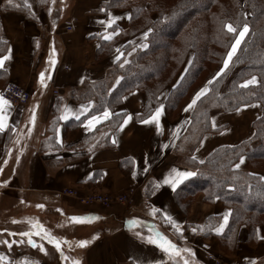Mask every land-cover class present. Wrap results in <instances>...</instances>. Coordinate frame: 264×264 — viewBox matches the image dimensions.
<instances>
[{
	"label": "crops",
	"instance_id": "1",
	"mask_svg": "<svg viewBox=\"0 0 264 264\" xmlns=\"http://www.w3.org/2000/svg\"><path fill=\"white\" fill-rule=\"evenodd\" d=\"M22 2L24 4V0ZM28 2L30 7L26 8L25 14L16 11L0 13V35L7 45L5 54L10 57L0 67L6 73L4 85L16 84L30 95L26 105L11 103L9 123L22 135L18 137L10 130L0 133V189L15 190L17 193L15 199L6 198L5 201L11 202L12 206L20 202L26 210L33 209V202L60 209V212L43 209L42 215L37 218L52 235L72 242L71 247L63 243L62 246L80 264H133L129 257L139 259L143 264H173L155 245L123 232L122 223L132 215L151 219L153 207L161 215L164 212L171 215L182 231L186 224L200 223L210 215L222 219L223 213L229 209L218 201L206 204L203 195L199 194L184 215L175 202V190L170 186L161 184L155 187L156 191L145 199L147 192L144 191V184L148 179L155 184L172 168L191 170L184 162L189 155L191 159L195 156L193 160L201 164L216 148L235 146L248 140L253 134L252 123L262 113L261 105L252 103L240 107L239 112L235 110L213 115L218 125L216 129L221 128L222 131L203 134L188 153L176 148L186 132L192 109L187 112L183 110L174 119H169L163 109L161 131L157 133L155 124H141L136 118L145 104V95L139 90L123 95L120 105L111 110L120 114L117 124H114L113 118L88 132L82 126V120L60 121L58 117L65 105L76 110L89 100L93 105L96 103L92 82L108 79L115 64L113 57L118 54L117 48L124 52L121 60H129L134 53L132 49L144 42L141 38L145 31L135 36L121 37L129 26L130 15L124 9L107 8L109 0ZM4 3L7 4L6 0H0V7ZM15 3L17 0H13ZM110 14L118 19L107 30L119 28L121 31L111 41H104L101 36ZM67 29L72 31L67 32ZM128 41H132V44ZM108 44L113 46L112 51L98 55V50ZM53 50L55 65L49 59ZM42 71L50 74L44 87L38 83ZM115 81V78L107 81L106 91L113 88ZM169 88L160 93L158 105H164ZM54 91L57 95L53 94ZM34 105L36 120L30 124V109ZM124 114H131L132 119L121 130L118 125L123 123ZM29 127L32 129L30 134ZM57 127L61 129L63 146L55 142ZM17 138H20L19 144L14 143ZM113 138L116 143L112 142ZM89 145L93 146L92 151L88 150ZM9 148L11 153L8 152ZM5 159L7 163H4ZM239 168L246 169V166L241 164ZM67 188L82 193L104 192L113 196L129 191L133 193L129 205L102 209L82 207L64 198L61 191ZM73 215L96 216L98 219L82 224L65 223ZM257 230L258 239H262V228ZM169 231H173L170 224ZM246 234V228L239 229V249L229 257L221 255L215 237L203 238L187 231L184 239L192 240L203 254L222 258L225 264H253L257 258L264 256V242L249 247L245 244ZM79 240L90 243L79 247L75 243ZM21 260L23 264H40L27 258Z\"/></svg>",
	"mask_w": 264,
	"mask_h": 264
},
{
	"label": "trees",
	"instance_id": "2",
	"mask_svg": "<svg viewBox=\"0 0 264 264\" xmlns=\"http://www.w3.org/2000/svg\"><path fill=\"white\" fill-rule=\"evenodd\" d=\"M106 7L129 12V26L122 32L121 37L135 36L149 28H154L155 32L143 42L148 43L149 47L146 49L136 47V51L123 68L120 64L124 59L113 65L108 79L92 82V93L96 97L94 108L103 111L107 106L112 110L120 105L123 95L139 90L145 95V104L140 113L143 118L158 105L156 97L169 87L164 102L165 113L169 119L177 117L194 93L222 66L223 58L234 39V34L228 33L223 25L232 23L234 26L242 27L244 23H248L249 32L236 57L233 58L230 68L213 83L207 97L202 98L193 108L188 127L181 139L188 140L190 133L196 134L194 147L203 134L221 131V128L216 130L211 128L210 118L213 115L235 111L244 104L259 103L262 113L252 123L253 134L248 140L235 146L216 148L201 164L191 159L190 155L185 158L186 165L198 174L178 186L174 191V199L184 215L188 213L191 203L199 194L203 195V202L206 204L218 201L225 208L232 210L223 233L217 234L209 230L220 221L217 215L206 218L205 224L209 231L200 233L204 238L215 237L219 250L224 255H233L238 251L237 237L242 227L247 229L245 244L255 247L259 242L257 239L259 227L262 228L264 240V191H262L264 182L259 179L260 176H264V0H109ZM26 10L22 0H17L12 6L4 3L0 7V13L16 11L25 14ZM173 13H176L175 17ZM164 16L173 18L158 23ZM112 48L110 44L102 46L98 50V55L108 54ZM6 50L7 45L0 35V55H4ZM189 56L191 64L187 63ZM183 68L179 83L177 81L174 84L176 76ZM5 76L6 73L0 69V89L6 85ZM252 76L257 78L256 85H250L247 89L237 87L243 80ZM116 77H122L120 83L112 88L111 92L106 91L107 81ZM113 121L117 124L119 116L114 117ZM195 125L196 129L192 130ZM241 155L245 156L244 162L248 167L246 165V169L233 168V164L239 163ZM229 185L232 187L229 188ZM144 188L147 192L145 199L156 191L152 179L146 180ZM3 190L4 200L17 197V193L9 195L7 189ZM21 201L23 202L22 199ZM38 204L44 207H36ZM24 207L19 202L0 218V239L24 241L13 244L11 250L0 244V253L8 256L12 264L23 258L40 264H71L72 258L63 246L68 260H62L54 246L41 241L39 237L34 236L33 239L44 244L46 253L31 247L27 244L26 238L18 235L30 228L25 218L38 220L37 217L42 215L43 209L50 212L54 209L58 211V208L37 202H33V209L26 210ZM133 218L142 221L143 227L133 228L129 225L127 222ZM150 218L132 215L122 223L121 228L126 234L145 241L135 233L140 232L142 236L147 237L150 234L148 229L151 227L163 233L179 247H188L184 246L182 241L185 232L188 231V224L184 226L181 234H177L174 230L167 232L169 224L163 220L160 211ZM13 220L18 223H13ZM9 225L10 228L13 226V229L9 230ZM5 228L7 231H3ZM8 232L17 235L9 237ZM191 249L194 261L198 264L209 263L196 248ZM185 255L189 260L193 259V256ZM170 262L173 263L172 260ZM255 264H264V257L258 259Z\"/></svg>",
	"mask_w": 264,
	"mask_h": 264
},
{
	"label": "snow or ice",
	"instance_id": "3",
	"mask_svg": "<svg viewBox=\"0 0 264 264\" xmlns=\"http://www.w3.org/2000/svg\"><path fill=\"white\" fill-rule=\"evenodd\" d=\"M6 3L9 6L13 5V0H6ZM19 6V5H15ZM24 7H30L28 0H24ZM49 12L52 11L51 8L48 9ZM101 11H104V9H101ZM176 13H173V17H175ZM173 17L164 16L158 23L167 22ZM130 18V17H129ZM116 19L118 17H114L111 14L109 15L107 21L105 22L106 30L102 34L101 38L104 41H111L114 36L118 35L121 31L119 28H115L113 31H108V28H112L115 24ZM225 29H227L228 33L234 34V39L231 42L230 48H228L227 53L225 57L223 58V64L219 68V70L213 75L204 85L203 87L199 88L194 95L192 96L190 102L185 106L184 111L187 112L191 109H193L199 101H201L202 98H206L207 95L211 91V86L214 82L217 81L219 77L222 76V74L226 73V71L230 68L233 58L236 57L238 49L241 47V42L245 40L246 34L249 32V25L248 23H244L242 27L234 26L232 23H225L223 25ZM155 29L149 28L147 31L142 33V41L147 40L150 36V34H154ZM128 43L131 45L132 41H128ZM137 48H148V43H139L136 45ZM133 52L136 51V48L132 49ZM10 52V49H9ZM116 52L118 53L113 57V62H120L122 57L124 56V52L121 50V48H117ZM130 54V53H129ZM55 51H52V55L50 56V62L52 65H55L56 60L54 59ZM10 57L8 54L0 55V67H3L4 62L8 60ZM191 60H189V64H191ZM127 59H124L123 63L120 64V67L123 68L124 64H127ZM185 72H187V69H185ZM183 75V74H182ZM47 78H50V74H47L45 72H41L39 74L38 83L41 85V87L45 86V81ZM122 77H116V82L113 84V88L116 87L121 81ZM179 83V81H178ZM257 84V78L256 76H252L250 79H245L242 81V83L238 84L237 87L240 89H247L250 85H256ZM175 87V85L173 86ZM112 89H109V92H111ZM157 101H159L160 97H156ZM11 102L6 99L2 94H0V133H4L6 131H11L12 133H17V129L15 127H12L9 123V117L11 115ZM242 107H247L246 104L242 105ZM164 105L159 104L157 107H155L154 111H151L150 114L147 115L146 118H143L140 116L139 113L136 114L137 119L141 124H155L156 131L159 133L161 131V123L160 118L163 114ZM237 112L240 111V108L236 109ZM120 115L119 113H115L110 110L109 107L105 106L103 108V111H100L98 109L94 108V105L91 100L87 101L86 103H82L78 106L76 110H73L72 108L65 105L63 107V110L58 117L60 121H68L70 119H74L76 121L82 120V126L84 127L85 131L91 132L93 129L97 128V125L102 124L104 121H110L114 117ZM205 115H207L205 113ZM83 118V119H82ZM132 119L131 114H124L123 115V123H120L118 125L119 129H123L125 125L129 123V121ZM211 127L213 129H216L218 127L215 117H211ZM36 120V106L34 105L30 109V116H29V123L34 124ZM31 127H29L28 132L31 133ZM175 134V133H174ZM22 134L17 133V136L20 137ZM102 135H107V133H102ZM51 139V138H50ZM55 142L59 146H63L62 140H61V129L57 127L55 129ZM113 143H116L115 138H113ZM15 144L20 143V138L15 139ZM202 143V141H201ZM92 145H89V151H92ZM162 147H166V145H163ZM11 148L8 149V152L11 153ZM193 159H196L195 156L192 157ZM19 159V156H17V160ZM245 161V156L241 155L239 156V163L233 164L232 167L235 169H238L241 164H243ZM4 163H7V159H5ZM203 163V161H201ZM147 171V169H145ZM198 173L193 172L191 170H179L177 168H172L166 175L163 176V179L160 181L155 182V187H159L161 184L170 186L173 190H176L178 186H180L184 181H186L188 178L193 177L197 175ZM259 179L264 182V176H260ZM7 183V182H5ZM232 185H229V188H231ZM249 190L251 191V186H249ZM262 191H264V188H262ZM217 199L219 197H216ZM36 207L43 208L44 206L41 204H38ZM58 211H60L58 209ZM231 209L225 211L223 213L222 219L218 223V225L212 226L209 230L221 234L224 232L226 225L229 222V217L231 215ZM159 212L158 209L153 207L151 209V214L156 215ZM163 220L170 224L172 229L177 233H182V228L177 223L176 220L173 219L171 215H169L167 212L162 213ZM98 219L96 216H82V215H73L66 219L65 223L69 224H82V223H89L92 220ZM25 221L30 225V228L28 231L20 232L18 235L22 238H26V242L28 245H30L33 248H38L41 253H46V249L44 247L43 243H40L36 239H33V237H39L41 241H46L48 244L54 246L57 252H59L60 257L62 260H68L69 257H67L62 249V243L68 244L69 247H71L72 242L64 239L63 237H57L51 234V232L46 229L39 220L35 218L27 217L25 218ZM13 223H18V221L13 220ZM129 225H131L133 228L136 227H143V222L140 221L138 218H133L127 222ZM197 230L203 232L205 231L204 227L193 228L192 231L196 232ZM3 231H7L6 229ZM149 235L147 237L142 236L140 232H136L135 235L140 237L141 239H144L147 243H150L152 245H155L158 247L170 260L173 261V264H194V256L192 253V249L188 247H179L176 243H174L171 239H169L167 236H165L160 231L149 228ZM257 234L259 235V230H257ZM17 235V233L8 232V236L12 237ZM95 237H93L94 239ZM182 238V236H181ZM23 240H8V239H0V244H4L8 247L9 250H11L13 244H19L23 243ZM79 247H85L90 241L88 240H79L75 242ZM193 256V260H189L187 256ZM130 260L133 261V264H143V261L139 259H133L132 257H129ZM0 264H12V261L10 258L3 253H0ZM71 264H80V261L78 259H72ZM155 264H159V262H155ZM254 264V262H253Z\"/></svg>",
	"mask_w": 264,
	"mask_h": 264
},
{
	"label": "built area",
	"instance_id": "4",
	"mask_svg": "<svg viewBox=\"0 0 264 264\" xmlns=\"http://www.w3.org/2000/svg\"><path fill=\"white\" fill-rule=\"evenodd\" d=\"M71 31V29H67V32ZM0 94H2L6 99L16 106L26 105L30 98V95L26 89L13 83H7L0 90ZM53 94L57 95V92L54 91ZM132 193V191H129L127 193L113 196L108 193L98 192H87L85 194H81L73 188H67L61 191V195L63 197L77 201L84 206L99 205L105 209L111 208L113 206L129 205Z\"/></svg>",
	"mask_w": 264,
	"mask_h": 264
},
{
	"label": "rangeland",
	"instance_id": "5",
	"mask_svg": "<svg viewBox=\"0 0 264 264\" xmlns=\"http://www.w3.org/2000/svg\"><path fill=\"white\" fill-rule=\"evenodd\" d=\"M143 32V31H142ZM246 36H247V34H246ZM246 38V37H245ZM232 42V41H231ZM243 43V41L241 42V44ZM230 46H231V43H230V45H229V47L228 48H230ZM228 50V49H227ZM239 50V49H238ZM238 52V51H237ZM227 53V52H226ZM190 58H191V56H189V59L187 60V63H189V60H190ZM223 62V61H222ZM187 63H186V65H187ZM223 64V63H222ZM186 65L184 66V67H186ZM183 72H184V68H183V70H181L179 73H178V75L176 76V80H174V84L175 83H177V81H178V79H179V77L180 76H182V74H183ZM162 93V92H161ZM193 110V109H192ZM192 110H191V112H192ZM191 112H190V114H191ZM196 129V125L193 127V129L192 130H195ZM253 130V129H252ZM222 131V130H221ZM221 131H216V132H212V133H219V132H221ZM190 137H189V139L187 140V139H181V141H180V143L178 144V146H177V150H182L184 153L186 152V153H188L189 151H191V148L193 147V145H194V143H195V140H196V134H191L190 133V135H189ZM251 138V137H250ZM243 165H247L246 164V162H244L243 163ZM247 167H248V165H247ZM74 189V188H73ZM2 191H4L3 189H0V218L1 217H3L4 216V214L6 213V210L7 209H10L11 208V206H12V203L11 202H6L3 198L5 197V194H4V192H2ZM79 193H81V194H85V193H82V192H80L79 190H77ZM6 192H8V194L9 195H12V194H15L16 193V191L15 190H6ZM92 192H95V191H92ZM98 193H104V192H98ZM64 198H66V199H68V200H70V201H72V202H74V203H76L77 205H79V206H82V207H99V208H102V207H100L99 205H91V206H84V205H82V204H80L79 202H77V201H74V200H72V199H69V198H67V197H64ZM195 201V200H194ZM194 203V202H193ZM193 203H191V205L193 204ZM191 205H190V207H191ZM114 208H122L123 206H113ZM113 207H111V208H113ZM110 208V209H111ZM102 209H105V208H102ZM109 209V208H108ZM206 220V219H205ZM205 220H203V221H201L200 223H196V224H188V231H190V232H192V233H194V235H196V236H199V237H203V236H201L200 235V233H202L201 231H199V230H197L196 232H193L192 231V229L193 228H197V229H199V227H204L205 228V231H203V232H207V231H209L208 230V226H206V224H205ZM220 220H221V218H220ZM220 222V221H219ZM218 222V223H219ZM218 225V224H217ZM10 226L11 225H9V230L10 229H13V226L10 228ZM7 228V229H8ZM16 228V227H15ZM2 229V228H1ZM6 229V228H5ZM247 230V229H246ZM204 238V237H203ZM257 239H258V237H257ZM183 244H184V246H188V247H191V248H196L197 249V247L195 246L196 244H194L193 242H192V240H185L184 239V237H183ZM259 240V242L261 241V242H264V240H263V237H262V239H258ZM258 242V243H259ZM257 243V244H258ZM256 244V245H257ZM250 247V246H249ZM198 250V249H197ZM198 252L200 253V255H202V256H204L206 259H207V261L209 262L208 264H225V262H223V260H221L222 258H220L219 257V259L218 258H215L214 256H209V255H207V254H203L201 251H199L198 250ZM222 256H226V257H229L230 255H224L223 253L221 254ZM248 256H250V255H244L243 257H248ZM262 257H264V256H261V257H259V258H257L255 261H254V264L256 263V262H258V259H260V258H262ZM193 260V259H192ZM190 261H191V259H190ZM22 262V260L21 259H19L18 261H15L13 264H23V263H21ZM194 264H198L196 261H194Z\"/></svg>",
	"mask_w": 264,
	"mask_h": 264
}]
</instances>
